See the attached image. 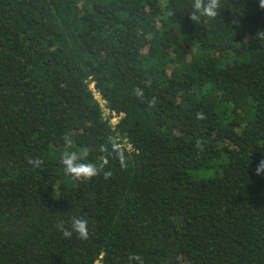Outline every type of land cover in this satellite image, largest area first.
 <instances>
[{
  "label": "trees",
  "instance_id": "obj_1",
  "mask_svg": "<svg viewBox=\"0 0 264 264\" xmlns=\"http://www.w3.org/2000/svg\"><path fill=\"white\" fill-rule=\"evenodd\" d=\"M192 4L0 0V264H264V8ZM65 136L111 175H65Z\"/></svg>",
  "mask_w": 264,
  "mask_h": 264
},
{
  "label": "clouds",
  "instance_id": "obj_2",
  "mask_svg": "<svg viewBox=\"0 0 264 264\" xmlns=\"http://www.w3.org/2000/svg\"><path fill=\"white\" fill-rule=\"evenodd\" d=\"M259 6L264 8V0H259ZM193 11L189 15L192 21H199L201 18H206L205 22L215 20L218 12L221 8V0H193L192 4ZM135 95L138 99H145L143 89H137ZM150 106H155L156 97H152L147 100ZM197 120L206 119V115L202 111L196 112ZM65 150L61 155L60 163L64 166V173L76 180L89 181L93 177H98L101 174L107 179L111 175V171H106L105 168L109 165V159L105 158L101 162H91L87 161L86 158L89 155L88 151L77 152L70 150L73 144V140L70 136H65ZM204 141L197 138L195 141V146L203 150ZM109 145L111 149L109 150ZM99 151L102 153H109V155L115 154V157L120 161V166L126 168L127 156L125 154L126 149L122 142L116 136H109L107 138L106 144H101L99 146ZM31 163L39 165L42 163L40 158H36ZM256 174H264V159L260 161L256 168ZM66 222L61 220L56 224V227L61 231L62 235L66 239H70L75 233L77 238L81 240H87L89 238L88 221L83 217L71 216ZM132 260L140 261L143 264L142 258L138 254H133L130 257L129 264Z\"/></svg>",
  "mask_w": 264,
  "mask_h": 264
},
{
  "label": "built area",
  "instance_id": "obj_3",
  "mask_svg": "<svg viewBox=\"0 0 264 264\" xmlns=\"http://www.w3.org/2000/svg\"><path fill=\"white\" fill-rule=\"evenodd\" d=\"M89 89L92 91L93 98L97 102L98 107L101 109L103 118L106 119L111 115L109 122L111 126L114 127L116 120L118 119L119 116L116 115L115 112H110L109 108L106 105V100L99 93L95 91V88L93 87V82L89 84Z\"/></svg>",
  "mask_w": 264,
  "mask_h": 264
}]
</instances>
